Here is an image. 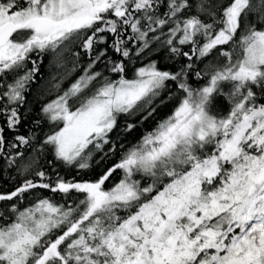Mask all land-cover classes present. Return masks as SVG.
Returning a JSON list of instances; mask_svg holds the SVG:
<instances>
[{"label":"snow or ice","instance_id":"1","mask_svg":"<svg viewBox=\"0 0 264 264\" xmlns=\"http://www.w3.org/2000/svg\"><path fill=\"white\" fill-rule=\"evenodd\" d=\"M0 121V264H264V0H0Z\"/></svg>","mask_w":264,"mask_h":264},{"label":"trees","instance_id":"2","mask_svg":"<svg viewBox=\"0 0 264 264\" xmlns=\"http://www.w3.org/2000/svg\"><path fill=\"white\" fill-rule=\"evenodd\" d=\"M187 50V49H185ZM111 54V53H110ZM48 63V57L44 58V65L46 66ZM167 66V62H162L161 63V67H166ZM29 67H31V64H29ZM41 71L45 73V76H47V71L45 67L41 68ZM80 73L77 72L76 76H78ZM132 76V69L129 68L128 71V77L131 78ZM9 79H11V77H9ZM72 79H75V76L72 77ZM204 81H201L200 83H203ZM195 86V85H194ZM170 87L175 90V85L171 84ZM36 91H37V86L33 85L32 88V93L28 95L27 99H28V104H26L24 106V108L21 109V112L25 114L26 118L23 120V122L20 125L19 131L21 134H25L27 135L28 130L31 128L35 127V123L34 121L36 119H39L40 117V113H39V107L40 104L37 103V96H36ZM54 97H48V99H52ZM46 102V101H45ZM173 103H175V101H173ZM172 107V104H170L168 107L163 108L162 110L159 111V116L162 117L164 116L166 113H168L170 111V108ZM222 107H224L225 110H227V105L226 104H222ZM124 121V117H121L119 123H123ZM0 123H2V121H0ZM155 123V121H150L148 122V124L146 125V127L150 128L153 124ZM41 132H47L49 131V125L47 123H44L41 127V129L39 130ZM5 135L7 137H11L13 134L11 132H7L5 133ZM112 135L115 137L116 132L114 131L112 133ZM141 135V130H135L133 131L131 134L128 135L127 139L129 142L134 143L136 140L139 139ZM127 146V145H126ZM47 159H51V156H48ZM112 161H110L109 163H111ZM41 164H44V161L41 160ZM45 167H47V165L45 164ZM60 174L62 176H64L65 178L71 179L73 176L76 177V179H87L89 176H93V173L88 172V173H84V172H77L75 169L72 170H68L65 168H60ZM11 177H15V179H12ZM11 177L8 174H5L3 177H0V191H10L12 188H14L17 184L21 183V178L17 177L15 173H11ZM119 177V173L116 174V178ZM39 194V191L37 193H34L32 196L26 197L24 203L21 205V207H25L30 205L31 203L34 202L36 195ZM43 195L45 196H51L52 194L49 192L44 191ZM55 199L60 202V197L57 196L55 197Z\"/></svg>","mask_w":264,"mask_h":264},{"label":"rangeland","instance_id":"3","mask_svg":"<svg viewBox=\"0 0 264 264\" xmlns=\"http://www.w3.org/2000/svg\"><path fill=\"white\" fill-rule=\"evenodd\" d=\"M67 86V84H65V87Z\"/></svg>","mask_w":264,"mask_h":264}]
</instances>
